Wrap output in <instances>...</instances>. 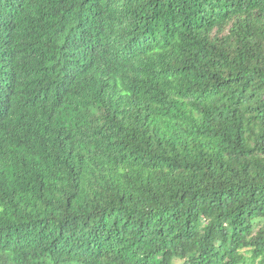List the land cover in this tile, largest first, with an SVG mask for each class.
Segmentation results:
<instances>
[{"label":"trees","instance_id":"trees-1","mask_svg":"<svg viewBox=\"0 0 264 264\" xmlns=\"http://www.w3.org/2000/svg\"><path fill=\"white\" fill-rule=\"evenodd\" d=\"M0 264H264V0H0Z\"/></svg>","mask_w":264,"mask_h":264}]
</instances>
